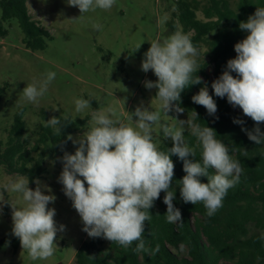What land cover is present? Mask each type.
I'll use <instances>...</instances> for the list:
<instances>
[{"label": "clouds", "instance_id": "clouds-1", "mask_svg": "<svg viewBox=\"0 0 264 264\" xmlns=\"http://www.w3.org/2000/svg\"><path fill=\"white\" fill-rule=\"evenodd\" d=\"M115 2L67 0L69 6L79 8L81 15L96 9L109 10ZM92 28L100 30L102 26L94 23ZM239 28L247 35L234 45L236 56L227 61L224 71L212 81L211 88L216 97L226 98L233 108L239 107L244 116L251 118L252 129L243 127L244 121L240 118H234L233 122L242 126L249 140L261 145L264 144V131L260 127L264 123V6L257 7L246 21H241ZM141 44L134 51H138ZM198 55L190 36L181 31L173 32L162 41H150L141 70L145 73L151 70L157 77L155 81L145 80L144 86L156 89L160 110H149L143 105L136 107L129 116L135 127L116 118V110L112 107L96 110L91 115V126L83 135L66 137L77 147L74 153L65 151L60 158L63 167L58 182L63 185L64 194L72 201L81 218L82 230L89 237H102L124 248L138 242L134 251H147L143 238L145 222L151 220L149 210L161 192L165 193L166 221L183 222L180 209L173 203L176 198L172 190L173 155L183 161L186 173L177 184L180 197L193 205L202 202L209 217L223 206L228 189L239 182L243 171L241 164L231 157L228 147L217 139L213 128L201 126L192 118L184 120L173 115L177 123L172 125L161 118V112L183 113L181 93L190 85L203 83L196 75L200 69ZM55 75L49 71L42 80L28 83L22 90L23 97L38 104ZM191 99L203 106L209 116L216 117L217 104L207 84ZM74 104L77 114L91 107L90 101L83 98L74 99ZM194 114L198 117V113L194 111ZM63 120L64 123L61 118L52 116L46 126L59 134L68 123V117ZM157 125L163 140L172 141L167 151H161L153 139ZM186 130L199 142L200 160L189 158H195L196 152L185 141ZM200 177H207V182H202ZM35 183L36 187L30 188L29 178L23 176L6 182L0 191V211L4 205H11L12 234L32 260H46L54 255L57 233L64 231L65 226H57L56 210L49 207L56 199L51 189L42 185L38 178ZM5 192L19 194L23 203L20 206L11 203L4 196ZM158 250L157 246L154 251Z\"/></svg>", "mask_w": 264, "mask_h": 264}, {"label": "trees", "instance_id": "trees-1", "mask_svg": "<svg viewBox=\"0 0 264 264\" xmlns=\"http://www.w3.org/2000/svg\"><path fill=\"white\" fill-rule=\"evenodd\" d=\"M0 6L3 10L0 36H5L9 31L4 22L17 18L27 47L36 51L48 46L53 35L33 18L27 0H0ZM176 6L174 17L167 22L171 32L179 31L181 27V31L190 36L199 55L203 44L208 47L209 54V60L197 66L200 69L196 75L202 78L203 83L190 85L181 93V107L196 123L216 131L217 139L228 147L231 157L241 164L243 171L239 182L228 189L223 206L209 217L202 202L193 205L185 203L180 197L177 184L186 173L183 161L173 155L172 190L176 195L173 203L180 209L183 222L173 224L166 221L165 193L161 192L160 198L149 210L151 220L145 222L143 238L147 251H134L138 242L124 248L110 241L109 246L104 248L101 240L86 239L76 251L75 264H264V144L256 145L241 130L242 126L233 122L234 118H240L244 121L243 127H254V122L244 116L239 107L233 108L226 98L214 95L207 71L209 63H212L214 80L221 75L227 61L236 56L234 45L247 35L240 30L239 23L254 14L257 7L264 6V0H176ZM200 9L204 17L198 15ZM204 84H207L209 94L216 101L218 119L209 116L203 106L193 103L191 99ZM3 90L0 87V102L4 96ZM24 110V107H19L14 113L5 144L0 145V164L11 173L28 176L36 184V178L47 171L46 159H58L57 153L71 143L66 137L82 129L86 119L54 113L53 116L61 118L62 123L65 122L63 118L68 117V123L57 134L52 127L46 126V121L51 117L46 109H41L43 121L38 137L32 144L25 135L27 122ZM260 127L264 131V123ZM184 137L188 146L196 152L195 158H189L200 160L201 148L196 137L188 130L184 132ZM153 139L157 142L159 137L154 136ZM171 146L170 139H162L158 144L161 151H167ZM200 179L207 182V177ZM8 207L9 204L6 205L7 212ZM4 242L5 238L0 240V247ZM19 242L18 238L13 239L15 249ZM157 246L159 250L154 251Z\"/></svg>", "mask_w": 264, "mask_h": 264}, {"label": "rangeland", "instance_id": "rangeland-1", "mask_svg": "<svg viewBox=\"0 0 264 264\" xmlns=\"http://www.w3.org/2000/svg\"><path fill=\"white\" fill-rule=\"evenodd\" d=\"M27 4L33 18L51 31L53 39L45 49L34 51L23 42V31L17 18L4 22L9 31L5 36H0V87L4 89L0 102V145L5 144L14 113L19 107L25 109V135L32 144L38 137L43 121L41 109H46L50 117L61 112L86 119L82 129L71 133L73 137L83 135L89 129L92 112L96 110L112 107L116 110V118L133 127L135 122L129 116L136 107L143 105L149 110H160L155 88L149 90L144 86L145 80L155 81L157 77L151 70L143 72L141 62L150 41H162L172 34L167 22L174 17L176 0H116L109 10L96 9L82 15L79 8L69 6L67 0H27ZM2 13L0 6V18ZM198 15L204 17L201 9ZM94 23L102 28L93 30ZM138 44L141 47L134 51ZM196 59L197 66L209 60L205 44L201 46V55ZM49 71L56 75L48 91L39 98L38 104L27 101L23 97V88L34 79L42 80ZM207 71L213 81L212 63H209ZM76 98L89 100L90 109L77 114ZM173 115L178 119L191 118L186 112H161L162 120L169 125L177 123ZM154 136L159 137L156 142L158 146L163 139L158 125ZM76 147L71 142L57 153L58 159L48 157L47 171L38 177L41 184L50 188L56 197L49 207L56 210L54 219L57 226H65L64 231L57 233L54 255L46 260H32L20 242L15 249L13 239L17 237L12 234V209L9 204V212L6 205L0 211V240L5 238L0 247V264H75L76 251L84 240L97 239L101 240L104 248L109 246V240L91 238L82 230L81 218L73 208L72 201L64 194L63 185L58 182L63 167L60 158L65 151L74 153ZM21 176L29 178L11 173L0 164V191L10 179ZM29 187H36L30 178ZM4 196L17 206L23 203L19 194L5 192Z\"/></svg>", "mask_w": 264, "mask_h": 264}]
</instances>
